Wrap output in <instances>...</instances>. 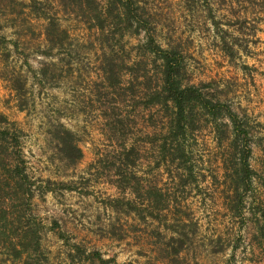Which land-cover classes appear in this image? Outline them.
I'll return each instance as SVG.
<instances>
[{"label": "rangeland", "instance_id": "374dc122", "mask_svg": "<svg viewBox=\"0 0 264 264\" xmlns=\"http://www.w3.org/2000/svg\"><path fill=\"white\" fill-rule=\"evenodd\" d=\"M40 1L43 11L55 15L67 30L61 48L49 47L41 8H33L30 0H0V114L6 118L0 117V157L18 162L33 180L25 219L39 227L41 262L67 264L71 244L79 242L130 264H170L173 246L179 245L174 264H264L262 220L256 222L264 209L261 0H139L156 39L183 52L185 79L210 81V90L247 114L252 134L253 187L238 213L231 208L228 176L208 128L191 140L194 173L182 182L168 174L163 162L156 166L160 130L145 124L148 109L117 93L116 108L129 110L130 138L139 144L143 131L154 130L153 135L159 136L153 144L145 143L138 168L152 186L168 194L161 219L150 215L142 219L109 203L110 197L122 193L97 161L99 152L108 148L95 99L101 96L98 30L71 11L68 0ZM223 35L232 45V54L222 48ZM143 39L142 29H128L125 47L117 55L126 54ZM133 109L135 114L130 113ZM61 126L76 134L83 151L77 161H69L59 149L56 132ZM5 174L0 165V193L6 191L2 188ZM46 178L72 187L55 183L53 189H45ZM124 194L131 196L129 191ZM12 195L19 208L20 198ZM1 237L0 264H24V255L15 257L1 246ZM18 237L13 233L10 238Z\"/></svg>", "mask_w": 264, "mask_h": 264}, {"label": "trees", "instance_id": "16d2710c", "mask_svg": "<svg viewBox=\"0 0 264 264\" xmlns=\"http://www.w3.org/2000/svg\"><path fill=\"white\" fill-rule=\"evenodd\" d=\"M67 3L69 9L79 14L88 27L97 28V38L102 48L98 79L101 96L95 99L101 107L100 117L108 148L105 152H99L97 161L102 163L108 180L122 193L110 197L109 203L116 210L132 211L142 219L148 215L161 219L165 215L162 211L168 205V194L152 186L146 174L138 168L145 143L148 141L153 144L159 136L153 135L156 134L154 130L153 133L143 131L141 144L130 138L129 132L133 126L129 123V110L116 108L118 100L114 101L118 93L121 99H131L135 105L141 103V107L148 109L145 124L160 130L156 166L163 162L168 174L180 177L182 182L188 181L194 173L191 140L208 128L220 154L225 175L228 176L231 208L239 213L246 192L253 187L255 173L249 161L252 134L247 114L240 113L230 102L210 90V81L192 83L185 79L183 52L175 44L167 43L164 46L156 39L153 34L154 25L143 12L139 0H68ZM30 5L35 9L41 8L43 17L47 19L45 38L49 47L61 48L68 36L67 30L60 26L55 15L43 11L40 0H30ZM261 5L264 6V0H261ZM215 22L218 23L216 19ZM128 29H142L144 39L132 44L130 49H134L133 54L130 49H126V54L117 55L125 47L123 39ZM221 40L222 48L232 54L231 43L224 35ZM136 112L133 109L130 113ZM0 117L6 119L2 114ZM1 131L9 133L7 128ZM56 137L59 149L69 161H77L82 156V148L72 129L61 126ZM0 165L6 172L2 186L6 191L0 193V219L3 222V228L0 225L3 240L1 246L15 257L24 255V264H43L39 227L35 222H30L29 218L25 219V204L33 180L18 162L11 164L0 157ZM45 183V189H53L55 183L72 187L65 181L50 178H46ZM126 191L131 196H126ZM12 194L20 198L19 208ZM260 214L262 217H256V222L262 220L259 226L264 235V209ZM13 233L19 235L18 240L10 238ZM179 246H173V255L169 256L170 264H174ZM167 253L170 255L169 251ZM130 263L118 261L114 255L103 256L101 250L86 249L79 242H73L68 251L67 264Z\"/></svg>", "mask_w": 264, "mask_h": 264}]
</instances>
